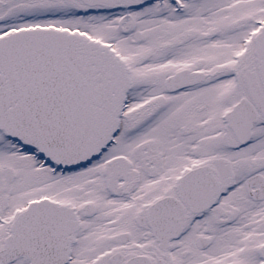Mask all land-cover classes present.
Returning <instances> with one entry per match:
<instances>
[{
	"label": "snow or ice",
	"instance_id": "1",
	"mask_svg": "<svg viewBox=\"0 0 264 264\" xmlns=\"http://www.w3.org/2000/svg\"><path fill=\"white\" fill-rule=\"evenodd\" d=\"M0 264H264V0H0Z\"/></svg>",
	"mask_w": 264,
	"mask_h": 264
}]
</instances>
